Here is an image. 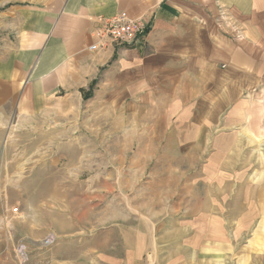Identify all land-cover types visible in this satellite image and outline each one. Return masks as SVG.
Returning a JSON list of instances; mask_svg holds the SVG:
<instances>
[{"label":"crops","instance_id":"1","mask_svg":"<svg viewBox=\"0 0 264 264\" xmlns=\"http://www.w3.org/2000/svg\"><path fill=\"white\" fill-rule=\"evenodd\" d=\"M122 11L144 41L91 52L95 20ZM263 64L264 0H0L2 159L45 217L15 229L52 232L53 264H232L215 220L174 217L232 81Z\"/></svg>","mask_w":264,"mask_h":264},{"label":"rangeland","instance_id":"2","mask_svg":"<svg viewBox=\"0 0 264 264\" xmlns=\"http://www.w3.org/2000/svg\"><path fill=\"white\" fill-rule=\"evenodd\" d=\"M260 67L252 80L242 74L232 81V106L222 113L220 124L211 134V142L220 136L216 139L219 148L210 145L205 151V170L189 176L178 203L181 213L174 217L196 225L197 214L204 212L199 223L204 219L205 231L215 223L226 229L221 236L232 239V264H264V64ZM0 138V144L5 142L4 135ZM11 139L13 144L19 142L17 135ZM0 147V264H53L52 248L58 238L52 232H46L45 239L38 241L25 240L20 235L22 224L44 221V208L36 199L30 200L28 206L23 204L20 177L17 172L14 176L6 172L3 145ZM212 161L218 162L219 168L216 164L209 166ZM173 222L167 223L169 229ZM193 232L187 230L180 237L192 240L196 234L201 235ZM49 237L55 241L45 245ZM171 250L165 249L166 254L171 255Z\"/></svg>","mask_w":264,"mask_h":264},{"label":"built area","instance_id":"3","mask_svg":"<svg viewBox=\"0 0 264 264\" xmlns=\"http://www.w3.org/2000/svg\"><path fill=\"white\" fill-rule=\"evenodd\" d=\"M147 28L141 21L135 20L127 12H119L112 17H98L90 33L91 52L107 51L113 47H132L143 41ZM54 238L45 240V245L52 244ZM22 256L27 259L24 251Z\"/></svg>","mask_w":264,"mask_h":264},{"label":"trees","instance_id":"4","mask_svg":"<svg viewBox=\"0 0 264 264\" xmlns=\"http://www.w3.org/2000/svg\"><path fill=\"white\" fill-rule=\"evenodd\" d=\"M148 31H149V28L147 29L146 34L148 33Z\"/></svg>","mask_w":264,"mask_h":264}]
</instances>
